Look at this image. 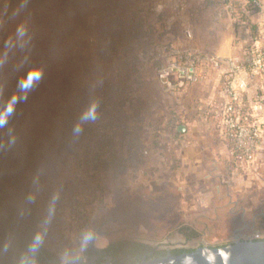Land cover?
Instances as JSON below:
<instances>
[{"label": "rangeland", "instance_id": "1", "mask_svg": "<svg viewBox=\"0 0 264 264\" xmlns=\"http://www.w3.org/2000/svg\"><path fill=\"white\" fill-rule=\"evenodd\" d=\"M26 1L28 5L0 0V59H4L0 63V199L29 222L30 205L35 210V204L33 196H30L28 177L25 176L30 169L25 143H29L27 138L30 133H37L38 119L43 116L44 111L49 109L50 114L57 117L53 127L43 135L46 138L43 137L44 146L48 151L54 148L57 154L63 150L66 153L75 146L71 143L70 148L59 147V140L62 138L58 135L57 128L60 129L61 121L67 115L71 118L73 114H77L70 103L64 107L57 106L53 88L58 86V53H71L70 38L83 27L87 17L100 6L111 4L114 0ZM222 2L217 0L211 3L204 0L194 3L191 12L195 26L193 39L214 47L232 41L236 32L232 26L236 22L232 20L233 16L226 15L227 9L221 5ZM230 2L229 4H234V0ZM236 14V20H246L247 16ZM98 62V71L105 73L101 68L105 64L99 55ZM10 74L13 79H10ZM46 89V94L42 93ZM159 89L161 94L170 96L161 85ZM200 89L201 85L197 84L183 93L177 92L174 99H177L179 109L159 114L161 127L165 130L170 128L171 131L160 130L159 134L163 135L165 141H171L175 136L204 137L208 148L207 154H204L209 160L208 176L206 172L201 174L197 170L181 172L177 167L175 173L168 171L163 177L153 173L143 174L144 183L138 189L130 186L117 188L113 183H110L108 193L100 189L97 201L105 198L107 207L98 206L99 209L95 211L97 215L101 211V216L96 218H93L90 211L91 225L96 234H99V242L94 241L96 248H106L110 242L126 237L145 238L153 244L171 249L220 246L233 242L236 235L241 240H254L255 237L264 236V158L259 160L256 157L254 165L247 170L240 168V173L233 171L229 157L225 158L222 154L226 144L221 143L220 146L219 143H214L216 136L222 137L219 134L213 136L216 130L218 133V128L214 130L212 124L210 127L203 125L201 120L202 115L209 117L212 114L210 116L216 126L214 113L207 110L203 113L199 103H195V98L182 97L187 91L192 93L191 96H197ZM52 99L54 102L51 103ZM69 101L73 102L72 99ZM35 105L43 107H38L35 111ZM25 106L26 110L30 107L33 114L20 111ZM246 120L252 121L248 118ZM175 121L178 126L172 125ZM181 124L186 125V130L180 133L177 128ZM3 139L7 143L5 147ZM64 141H61L63 145L66 144ZM183 144L179 146L183 152L191 148L190 143ZM34 149L39 153L44 151V147L39 144ZM4 152L9 153L8 157L3 155ZM195 152L200 155L197 150ZM211 152L218 160L212 158ZM146 171L149 172V169L146 168ZM159 178L165 179L162 185H157L156 180ZM168 179L173 180V183L168 184ZM226 194L231 196V201ZM191 225L199 234L190 243L182 229ZM42 229L35 228L41 244L60 259L73 263L75 256L71 249L74 248L62 246L58 249V244H61L58 241L50 245L45 228Z\"/></svg>", "mask_w": 264, "mask_h": 264}, {"label": "crops", "instance_id": "2", "mask_svg": "<svg viewBox=\"0 0 264 264\" xmlns=\"http://www.w3.org/2000/svg\"><path fill=\"white\" fill-rule=\"evenodd\" d=\"M221 1H223L221 5H224L227 9L226 15L233 16L234 18L232 20L236 22L232 26L236 32H234V38L231 42L214 47L206 43H199L196 39L187 41L179 27L168 37L176 39L181 44H193L206 47L211 51L219 53L225 59L238 57L241 61H244L246 52L257 47L261 43V38L264 34V0H259L263 7L258 12L247 10V2L249 0H234V4H229L231 3L230 0ZM143 3L144 0H114L111 4L100 6L97 11L87 17L88 19L83 24V27L78 29L75 35L70 38V41H72L71 53H67V51L58 53L57 63L58 65L60 64L57 77L58 86L53 88V92L57 96V106L64 107L70 103L76 111L78 122L79 119L87 117L96 108L97 103L94 89L107 72L104 66H101V68L105 73L98 71V55L103 43L101 41L100 44L94 45L89 41L92 35L90 19L95 16L99 17L100 31L98 32L96 30V32L100 34V37L107 35L112 38V40L119 44V49L128 58L135 50V47L138 46L136 37L138 26L134 20V16L142 8ZM230 8L232 9V14L229 11ZM236 13H241L244 17L247 16L245 18L246 20H236ZM190 24L194 32L195 26L192 17ZM1 61H4V59H0V63ZM229 67L230 64L226 61L221 69L208 72L200 84H198L201 85L199 94L197 96H191L192 93L187 91L182 95L183 99H190L189 97L195 98V103H199L198 106L204 110L203 113L207 110L209 113H214L215 115L217 109L225 101L222 74ZM129 69V66L126 65L124 70L121 71V80L124 81L127 78ZM241 73L247 81V88L242 99V104L245 108V117L264 127V71L252 72L249 69H245ZM9 76L10 79H13L12 74ZM15 76L17 77V74L14 75V79ZM159 87L156 76L152 70H149L141 80L136 92V100L139 106L144 108L148 122L139 129L137 134L131 136L126 135L125 137L128 144L133 145L136 143L135 147H131L132 155L136 159V168L116 174L115 169L109 167L100 177H94L92 182L105 193H108L109 187L111 186L110 183L116 185L117 188L130 186L132 189H138L139 185L144 183L142 179L143 174L147 173H153L163 177L164 173L168 171L175 173L179 169L181 172L195 170L200 171L201 174L206 172V176H208L209 160L204 156V154H207L208 148L206 147L207 142L204 137L178 138L174 135L175 137L171 141H165L162 137L163 135L159 134V130L170 132L171 129L168 128L165 130L164 127H161V123L159 124V119L154 113H167L171 110L176 112L179 109L178 104H176L177 99H174L175 96L170 97L165 96L163 93L161 94ZM13 88L15 89V86ZM47 91L46 89L42 93L46 94ZM70 99L73 102H70ZM50 102L52 103L54 100L52 99ZM47 105H49V102H47ZM38 107L42 108L43 105H35V107L33 106V110L36 111ZM20 111H26V114H33L30 107L26 110V106L22 107ZM49 111V109L46 112L44 111L43 116L38 119L39 126L37 127V133L34 135L30 133V137L28 136L27 138L29 143H25L27 153L29 154L28 157L26 156V159L30 161V169L26 172L25 176L28 177L30 196H33L35 204L34 211L39 217L40 223H44V227L38 225L36 228L40 230L45 228L50 245H53L54 241H58L61 242V244H58V249L62 248V246L76 249L75 231L72 227L69 213L66 210L54 207L53 199H56L60 188L72 186L75 178L79 175L81 166L78 162V156L81 155L84 137L77 134L73 139L74 148L71 151H66V153L63 150L60 151V154H57V152H54V148H52L53 151H48L46 146H44L45 142L43 141V137L45 138V136L43 135L53 127L57 120V117L54 118V115L50 114ZM16 115L17 112H15ZM210 115L209 117L202 115L201 120L203 125L207 124L210 127L212 124L213 129L216 130L213 124V118ZM35 122L33 121V123ZM172 125L175 126V123ZM216 134H219L217 130L213 136L215 137ZM36 138L37 141L35 140ZM46 143L49 145L48 140ZM189 143L191 144V148H187V150L190 152L187 153V150L183 152V149L180 148L181 145H189ZM214 143H219V145L221 143L226 144L223 147L222 154L224 157L228 156L229 146L223 136H216ZM5 144L7 143L3 139V147H5ZM37 144L43 146L44 151L39 153L35 150L34 147ZM141 149H146L148 153L143 155ZM196 150L200 155L196 154ZM8 154V152L3 153L5 157H8ZM211 155L212 158L218 160L216 159V155L213 153ZM261 157L264 158V144L257 154V159L261 160ZM146 168L149 169V172L146 171ZM156 181L157 185H162L165 179L159 178ZM167 182L168 184L170 182L173 183V180L168 179ZM98 206L107 207V200L104 198L103 200L92 203L90 211L93 214V218L101 216V211L98 215L95 211L99 209ZM29 217L32 222L31 212L29 213ZM98 237L99 234H96V240H94L96 243L99 242ZM100 243H102L101 240Z\"/></svg>", "mask_w": 264, "mask_h": 264}, {"label": "built area", "instance_id": "3", "mask_svg": "<svg viewBox=\"0 0 264 264\" xmlns=\"http://www.w3.org/2000/svg\"><path fill=\"white\" fill-rule=\"evenodd\" d=\"M196 1L204 0H144L142 8L134 16L138 26V46L128 58L112 38L107 35L100 37L96 32L100 31L99 17L90 19L92 35L89 41L94 45L102 41L103 46L98 50L107 72L94 89L96 108L78 122L81 128L88 130L83 139L81 155L78 156L80 168L84 167L85 171L80 170L73 185L60 188L56 199H53L54 207L69 213L77 252L94 243L90 207L100 198V189L92 179L109 169L110 166L104 162L109 149L112 148L117 161L128 157L132 148L123 133L129 136L137 134L148 122L144 108L136 100V92L149 70L153 71L159 86L170 96H175L178 91L183 93L199 84L211 70L221 69L226 61L229 62V69L222 74L225 101L215 113V128L229 146L228 157L233 171L240 173V168L247 170L253 166L264 144V127L247 121L244 114L242 99L247 81L241 73L245 69L264 71V34L261 43L246 52L244 61L238 57L225 59L206 47L181 44L168 37L179 27L187 41L193 39L190 20ZM255 3L263 7L259 0H255ZM126 65L130 69L123 81L120 76ZM154 114L160 118L159 112ZM147 153L146 149L142 150L143 155ZM135 160L134 155L128 160L127 170L136 168ZM38 225L44 227L43 222L39 221Z\"/></svg>", "mask_w": 264, "mask_h": 264}, {"label": "trees", "instance_id": "4", "mask_svg": "<svg viewBox=\"0 0 264 264\" xmlns=\"http://www.w3.org/2000/svg\"><path fill=\"white\" fill-rule=\"evenodd\" d=\"M207 2H216L217 0H206ZM255 0H249L247 2V10L251 12H258L261 7L255 5ZM74 110V109H73ZM62 124V125H61ZM57 128L60 139L66 143L65 145L59 140V147H71L73 139L77 134L81 137H85L88 130L81 128L78 124V118L75 114L69 118L67 115ZM63 128V130H62ZM127 134L123 133V137ZM66 138V139H65ZM136 145V143H134ZM133 145H130L132 147ZM133 158L132 152L128 153V157L123 160H116L114 158L112 148L108 151V157L106 162L111 168H114L117 172H124L127 170L128 160ZM85 171L83 167L81 169ZM226 197L231 201V196L226 194ZM127 202V201H126ZM183 232L188 237L190 243L193 237H196L199 233L198 230L191 226H186ZM96 232L94 233L95 240ZM31 240H35L38 244L36 247ZM93 240V241H94ZM254 240H264V236L255 237ZM192 245V244H191ZM201 246H191L188 248H166L164 246L153 244L150 240L141 237H126L116 239L103 249L96 248L92 243L82 252H77L76 249H71V252L75 256L73 263L66 262L54 252L46 248L38 239V234L35 231L31 220L27 222L24 217L15 213L7 204L0 199V264H42L40 260H43L45 264H87L93 260H96L95 264H101L105 260L103 255H109L113 258V264H137L144 258L147 260L164 257L169 252L178 254L182 252L192 251ZM14 248V252L11 249ZM42 251L47 255L44 258Z\"/></svg>", "mask_w": 264, "mask_h": 264}, {"label": "water", "instance_id": "5", "mask_svg": "<svg viewBox=\"0 0 264 264\" xmlns=\"http://www.w3.org/2000/svg\"><path fill=\"white\" fill-rule=\"evenodd\" d=\"M185 130L184 124L178 127L180 132ZM80 163L82 164V161ZM30 212L33 226L36 228L40 219L31 205ZM235 237L233 242L224 245L203 246L178 254L169 252L164 257L151 260L144 258L137 264H264V240H241L238 235ZM31 242L38 246L35 240Z\"/></svg>", "mask_w": 264, "mask_h": 264}, {"label": "flooded vegetation", "instance_id": "6", "mask_svg": "<svg viewBox=\"0 0 264 264\" xmlns=\"http://www.w3.org/2000/svg\"><path fill=\"white\" fill-rule=\"evenodd\" d=\"M10 1H12L13 3H16V4H21V5H28L29 4L26 0H10ZM13 250H14V248L11 249L12 252H14ZM42 254H43L44 258L47 257V255L43 251H42ZM103 258H105V260L103 262H101V264H113V258L111 256L103 255ZM40 262L42 264H45V262H43V260H40ZM95 262H96V260H93V261L89 262V264H95ZM51 264H54V263L51 262Z\"/></svg>", "mask_w": 264, "mask_h": 264}]
</instances>
